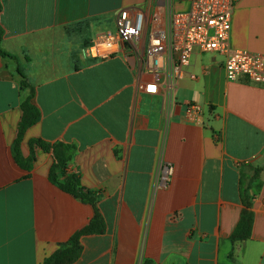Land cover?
<instances>
[{"label": "crops", "instance_id": "crops-1", "mask_svg": "<svg viewBox=\"0 0 264 264\" xmlns=\"http://www.w3.org/2000/svg\"><path fill=\"white\" fill-rule=\"evenodd\" d=\"M0 1V264H44L94 216L51 181L53 154L35 140L75 146L69 172L98 194L106 231L83 236L72 264H264V82H231L225 56L197 51L176 90L152 94L134 57L87 55L125 8L165 25L162 0ZM230 45L264 56V0L238 1ZM23 77L41 112L20 142L30 168L14 152L31 93ZM189 103L202 109L193 120ZM165 164L174 173L161 186ZM257 168L251 236L233 241L243 175L248 186Z\"/></svg>", "mask_w": 264, "mask_h": 264}, {"label": "built area", "instance_id": "built-area-1", "mask_svg": "<svg viewBox=\"0 0 264 264\" xmlns=\"http://www.w3.org/2000/svg\"><path fill=\"white\" fill-rule=\"evenodd\" d=\"M239 0H190V7L177 11L173 0H162L159 19L165 25L153 24L149 29L147 13L142 7L121 10L116 30L96 40L87 55L94 59H110L117 54L134 57L144 73L151 76L143 84L147 93L160 89L176 90L186 76L195 52L225 56V71L231 82L247 76L255 83L264 82V56L230 45L232 19ZM195 79V75H191ZM188 118L200 115L199 105H186ZM174 173L173 166H162L159 184L166 186Z\"/></svg>", "mask_w": 264, "mask_h": 264}, {"label": "trees", "instance_id": "trees-1", "mask_svg": "<svg viewBox=\"0 0 264 264\" xmlns=\"http://www.w3.org/2000/svg\"><path fill=\"white\" fill-rule=\"evenodd\" d=\"M1 12V1H0ZM3 36V31L0 25V44ZM0 54L7 56V54L1 49ZM26 78L23 77L22 85L26 88H30L31 93L22 103L23 116L19 126V135L14 145L15 158L17 162L23 168H30L33 157L28 160L24 159L20 153V142L28 128L36 124L41 119L40 109L35 104V90L29 84H27ZM40 146L47 152H52L54 157V164L51 170V181L60 189L70 194L77 196L84 203L91 205L94 208V216L91 221L80 231L75 233L69 242L55 253L49 256L44 264H72L76 262L82 253L81 238L87 235L103 234L106 231L105 219L98 207V194L96 192L87 191L81 184L80 176L76 173L69 172V165L72 162L76 147L66 144H54L50 145L40 140H35L32 145ZM252 182H256L257 188H261L260 181V169L257 168L254 171V175L247 186L246 177L243 175L241 182V192L243 197V203L245 204V210L242 215V219L236 228L233 241H245L250 238L253 228V213L251 211V197L248 194V188ZM248 187V188H247ZM248 189V190H247ZM143 264H155L151 260H145Z\"/></svg>", "mask_w": 264, "mask_h": 264}, {"label": "rangeland", "instance_id": "rangeland-1", "mask_svg": "<svg viewBox=\"0 0 264 264\" xmlns=\"http://www.w3.org/2000/svg\"><path fill=\"white\" fill-rule=\"evenodd\" d=\"M174 1V3H176V0H173ZM159 17V16H158ZM149 24V29H151V26H152V23L151 22H149L148 23ZM166 165V164H165ZM161 171H162V166H161V169H160V174H161ZM172 179V178H171ZM171 181V180H170ZM143 263H144V261H143ZM142 263V264H143Z\"/></svg>", "mask_w": 264, "mask_h": 264}]
</instances>
